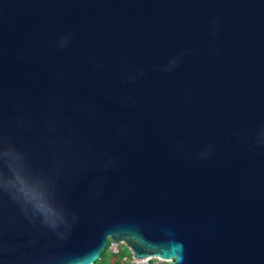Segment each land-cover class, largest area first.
Wrapping results in <instances>:
<instances>
[{
  "label": "water",
  "instance_id": "obj_1",
  "mask_svg": "<svg viewBox=\"0 0 264 264\" xmlns=\"http://www.w3.org/2000/svg\"><path fill=\"white\" fill-rule=\"evenodd\" d=\"M264 264V0H0V264Z\"/></svg>",
  "mask_w": 264,
  "mask_h": 264
},
{
  "label": "built area",
  "instance_id": "obj_2",
  "mask_svg": "<svg viewBox=\"0 0 264 264\" xmlns=\"http://www.w3.org/2000/svg\"><path fill=\"white\" fill-rule=\"evenodd\" d=\"M122 244V243H121ZM120 246V243H115L113 241H108L107 250L112 256H116L120 259L122 264H164L167 261L159 259V258H151L148 257L146 259H136L133 256V253L124 245ZM123 247L127 248L126 253H122Z\"/></svg>",
  "mask_w": 264,
  "mask_h": 264
},
{
  "label": "trees",
  "instance_id": "obj_3",
  "mask_svg": "<svg viewBox=\"0 0 264 264\" xmlns=\"http://www.w3.org/2000/svg\"><path fill=\"white\" fill-rule=\"evenodd\" d=\"M126 252H127V248L126 247H123L122 253L124 254ZM107 256H112V255L108 252V250L106 248V250L103 253L100 254V260L99 261H96L94 264H112V263H109L108 262ZM113 257H115L114 264H122L120 262V259L118 257H116V256H113ZM164 264H167V263H164Z\"/></svg>",
  "mask_w": 264,
  "mask_h": 264
},
{
  "label": "rangeland",
  "instance_id": "obj_4",
  "mask_svg": "<svg viewBox=\"0 0 264 264\" xmlns=\"http://www.w3.org/2000/svg\"><path fill=\"white\" fill-rule=\"evenodd\" d=\"M120 246H123V245L120 243ZM107 260H108L109 263L114 264V262H115V257H113V256H107Z\"/></svg>",
  "mask_w": 264,
  "mask_h": 264
}]
</instances>
